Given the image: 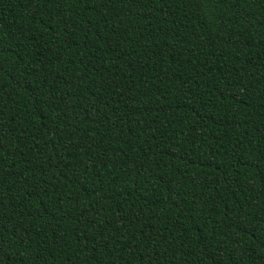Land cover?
Segmentation results:
<instances>
[{
    "label": "trees",
    "instance_id": "1",
    "mask_svg": "<svg viewBox=\"0 0 264 264\" xmlns=\"http://www.w3.org/2000/svg\"><path fill=\"white\" fill-rule=\"evenodd\" d=\"M0 264H264V0H0Z\"/></svg>",
    "mask_w": 264,
    "mask_h": 264
}]
</instances>
